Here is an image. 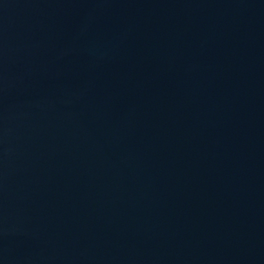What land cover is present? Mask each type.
Wrapping results in <instances>:
<instances>
[{
	"label": "water",
	"instance_id": "obj_1",
	"mask_svg": "<svg viewBox=\"0 0 264 264\" xmlns=\"http://www.w3.org/2000/svg\"><path fill=\"white\" fill-rule=\"evenodd\" d=\"M0 264H264V0H0Z\"/></svg>",
	"mask_w": 264,
	"mask_h": 264
}]
</instances>
